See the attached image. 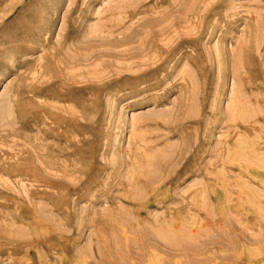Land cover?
Here are the masks:
<instances>
[{
  "label": "rangeland",
  "instance_id": "obj_1",
  "mask_svg": "<svg viewBox=\"0 0 264 264\" xmlns=\"http://www.w3.org/2000/svg\"><path fill=\"white\" fill-rule=\"evenodd\" d=\"M0 264H264V0H0Z\"/></svg>",
  "mask_w": 264,
  "mask_h": 264
},
{
  "label": "bare ground",
  "instance_id": "obj_2",
  "mask_svg": "<svg viewBox=\"0 0 264 264\" xmlns=\"http://www.w3.org/2000/svg\"><path fill=\"white\" fill-rule=\"evenodd\" d=\"M5 176V175H4Z\"/></svg>",
  "mask_w": 264,
  "mask_h": 264
}]
</instances>
